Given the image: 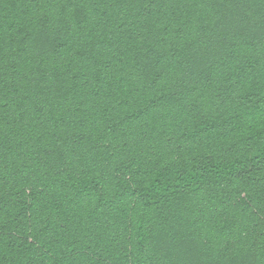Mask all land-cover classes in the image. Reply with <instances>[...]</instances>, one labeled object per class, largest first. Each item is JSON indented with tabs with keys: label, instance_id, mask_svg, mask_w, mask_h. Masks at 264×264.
<instances>
[{
	"label": "trees",
	"instance_id": "obj_1",
	"mask_svg": "<svg viewBox=\"0 0 264 264\" xmlns=\"http://www.w3.org/2000/svg\"><path fill=\"white\" fill-rule=\"evenodd\" d=\"M0 264H264V0H0Z\"/></svg>",
	"mask_w": 264,
	"mask_h": 264
}]
</instances>
